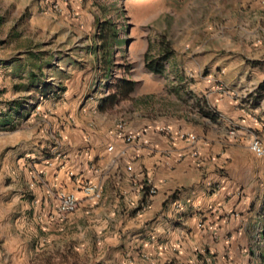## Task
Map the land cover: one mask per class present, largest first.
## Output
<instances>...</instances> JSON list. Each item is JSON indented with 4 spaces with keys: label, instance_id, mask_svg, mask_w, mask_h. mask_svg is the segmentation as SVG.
I'll return each mask as SVG.
<instances>
[{
    "label": "rangeland",
    "instance_id": "1",
    "mask_svg": "<svg viewBox=\"0 0 264 264\" xmlns=\"http://www.w3.org/2000/svg\"><path fill=\"white\" fill-rule=\"evenodd\" d=\"M47 1L0 0V264H120L123 255L112 250L105 232L115 227L109 212H100L99 249L91 230L79 232L73 223L48 232L32 220L36 207L44 210L30 190L46 184L39 166L65 156L63 128L85 124L83 131L91 132L102 117L110 126L116 119V126L122 112L133 110L147 117L162 109L189 112L198 100L192 85L224 75L225 68L217 91L247 111L260 109L244 127L264 149V0H69L62 13ZM100 26L112 36L109 63ZM146 60L162 63L163 72L147 71ZM120 78L135 83L133 92L99 111L107 87ZM248 152L264 167V158ZM230 158L221 159L210 178L230 176L223 168ZM258 180L244 188L242 179L227 197L236 203L229 214L238 229L226 237L215 264H264V173L256 197ZM241 198L247 200L236 206Z\"/></svg>",
    "mask_w": 264,
    "mask_h": 264
},
{
    "label": "crops",
    "instance_id": "2",
    "mask_svg": "<svg viewBox=\"0 0 264 264\" xmlns=\"http://www.w3.org/2000/svg\"><path fill=\"white\" fill-rule=\"evenodd\" d=\"M221 71L224 75L212 73L192 85L191 97L198 100L189 112L162 109L155 117L135 110L122 112L124 135L135 136L129 143L117 136L116 119L110 126L106 117L99 118L91 132L83 131L85 124L72 131L63 128L65 156L39 166L46 184L30 187L35 201L44 206L43 211L33 210L32 220L38 224L40 216L48 232L67 230L73 223L79 232L91 230L99 249L100 212L107 211L115 216V227L105 232L112 250L123 255L120 264H215L224 252L223 245L228 244L226 237L238 229V220L229 214L236 203L227 197L242 185V179L244 188L259 179L254 184L258 197L264 173L261 163L254 165L249 160L244 127L252 112L260 109L247 111L234 97L218 93L216 84L224 83L228 69ZM167 114L173 116L168 120ZM178 133L192 134L196 142L182 141ZM108 146L112 151H107ZM227 156L231 158L223 168L230 176L210 178L211 170L216 171L215 166H221L220 160ZM145 180L155 195L142 201ZM86 182L101 191L99 207L85 200L79 184ZM53 191L73 192L79 200L78 210L63 223L47 218L54 206ZM80 246L77 250L83 251Z\"/></svg>",
    "mask_w": 264,
    "mask_h": 264
},
{
    "label": "built area",
    "instance_id": "3",
    "mask_svg": "<svg viewBox=\"0 0 264 264\" xmlns=\"http://www.w3.org/2000/svg\"><path fill=\"white\" fill-rule=\"evenodd\" d=\"M49 4V8L54 13H62L65 7L68 5L69 0H49L47 1ZM123 123L117 124V136L122 138L126 143L131 142L135 139V136H126L123 132ZM177 137L185 141L189 144H194L196 142V136L192 134H185V133H178ZM248 150L255 155L257 158H264V149L262 148L259 140L255 137H251L247 144ZM113 147L108 146L107 151H112ZM196 156V155H193ZM60 156L57 155L56 158ZM46 166L50 165L49 159L45 161ZM80 190L82 191L85 200L90 204L91 207H95L101 201L102 193L101 191L91 183H81ZM143 188H146V194L143 193L145 196L144 199H149L155 195V190L150 187L149 182L145 180L141 186V190L143 192ZM54 206L47 214V218L49 219H65L69 215L75 213L79 208V200L75 196L73 192H65L59 191L55 195ZM37 219L41 220V217L38 216Z\"/></svg>",
    "mask_w": 264,
    "mask_h": 264
},
{
    "label": "trees",
    "instance_id": "4",
    "mask_svg": "<svg viewBox=\"0 0 264 264\" xmlns=\"http://www.w3.org/2000/svg\"><path fill=\"white\" fill-rule=\"evenodd\" d=\"M98 37L101 40L102 54L104 58V63H109L106 58L110 56L108 52L110 45L112 43V36L109 35V31L106 26H100ZM164 59H161L163 61ZM145 68L147 71L154 74H161L163 72L162 63L149 62L145 61ZM135 83L127 78H120L115 80L110 86L107 87V94L100 101L98 106L99 111H104L109 107L117 104L120 101L126 100L129 98L130 94L134 90ZM261 89V86L259 87ZM143 193L146 194V188H143ZM144 196V195H143ZM145 196L143 197L144 201ZM100 264V263H99Z\"/></svg>",
    "mask_w": 264,
    "mask_h": 264
}]
</instances>
